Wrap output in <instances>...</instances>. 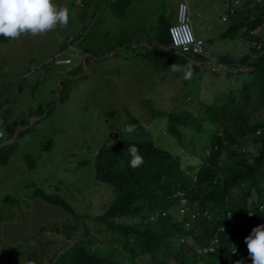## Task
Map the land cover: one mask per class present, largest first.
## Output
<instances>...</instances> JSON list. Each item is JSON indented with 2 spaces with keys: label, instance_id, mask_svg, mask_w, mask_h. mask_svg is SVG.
Segmentation results:
<instances>
[{
  "label": "rangeland",
  "instance_id": "obj_1",
  "mask_svg": "<svg viewBox=\"0 0 264 264\" xmlns=\"http://www.w3.org/2000/svg\"><path fill=\"white\" fill-rule=\"evenodd\" d=\"M53 2L68 8L67 27L0 44V264H8V252L16 258L12 251L26 247V242L10 237L63 238L70 233L71 221L83 230V213L93 217L104 212L111 189L95 179L96 154L132 118L146 124L156 139L164 134L166 123L153 120L151 110L182 108L199 115L213 97L238 91L250 80L239 59L253 47L257 34L241 37L245 42L235 38L240 35L235 36L239 14L221 22L227 0ZM180 2L187 4L191 29L209 54L204 68L195 70L186 84L180 82L183 74L170 68L184 63L165 40L166 26L175 23ZM167 12L175 15L173 20ZM229 27L235 32L222 36ZM66 59L70 63H57ZM262 113L264 109L250 107L245 112L254 117ZM256 147L250 144L248 150L255 154ZM182 155L184 165L198 161L186 151ZM35 193L61 201L70 214L34 198ZM74 214L80 217L78 224ZM27 220L31 226L23 222ZM85 223L96 239L94 249L103 251L116 243L101 223ZM71 236V242L78 240ZM155 259L164 258L157 253ZM210 261L217 262L215 257ZM133 264H153V259L142 257Z\"/></svg>",
  "mask_w": 264,
  "mask_h": 264
},
{
  "label": "trees",
  "instance_id": "obj_2",
  "mask_svg": "<svg viewBox=\"0 0 264 264\" xmlns=\"http://www.w3.org/2000/svg\"><path fill=\"white\" fill-rule=\"evenodd\" d=\"M234 1L227 0V12L233 9L228 19L239 14L236 32L229 27L222 36L235 32L240 35L234 37L242 40L257 34L256 44L249 45L239 59L250 80L238 91L230 89L213 97L201 106L199 115L182 108L151 110L153 120L166 123L164 134L156 139L146 124L132 118L128 124H135L136 131L121 132L96 154L95 179L111 189L104 212L93 217L83 213V230L71 221L70 233L63 238H27L23 246L32 251L22 264H133L142 257H150L153 264H169V260L174 264H236L238 260L251 264L244 239L253 227L264 224V113L254 117L245 112L248 107L264 109V0ZM9 40L0 36V44ZM165 40L172 46L169 36ZM173 54L191 65L193 74L208 62L205 56ZM250 144L257 145L255 154L248 150ZM132 145L144 159L137 169L129 167L127 149ZM184 151L197 158L195 165H184ZM38 194L33 197L70 214L61 201ZM229 216L243 222L218 232L229 224ZM73 218L78 224L80 217L74 214ZM87 219L105 226L116 243L103 251L94 249L96 239ZM72 233L78 239L75 242H71ZM214 237L218 249L202 254ZM157 253L164 259H155ZM211 257L217 262L210 261Z\"/></svg>",
  "mask_w": 264,
  "mask_h": 264
},
{
  "label": "clouds",
  "instance_id": "obj_3",
  "mask_svg": "<svg viewBox=\"0 0 264 264\" xmlns=\"http://www.w3.org/2000/svg\"><path fill=\"white\" fill-rule=\"evenodd\" d=\"M70 18L68 8L56 5L53 0H0V36L5 39L18 40L21 36L35 38L46 35L57 27H67ZM170 68L173 72L182 73L184 80L192 78L191 65L173 63ZM122 131L131 135L136 131V125L127 124ZM127 152L131 157L130 168L137 169L143 165V156L135 145L129 146ZM253 214L248 213L249 216ZM244 243L251 264H264V224L253 227ZM236 264L244 262L238 260Z\"/></svg>",
  "mask_w": 264,
  "mask_h": 264
},
{
  "label": "built area",
  "instance_id": "obj_4",
  "mask_svg": "<svg viewBox=\"0 0 264 264\" xmlns=\"http://www.w3.org/2000/svg\"><path fill=\"white\" fill-rule=\"evenodd\" d=\"M238 0L234 1V4H237ZM188 12V6L185 2H180L177 7V12L175 16V23L170 26L169 28V37L172 43V46L175 50H178L177 53L181 55H188L190 57H196V56H205V43L203 40L195 38V35L191 29V26L189 24V20L187 17ZM229 13H233V9H231L229 12H226L221 17V22L225 23L227 22V19L229 17ZM76 56V54H75ZM77 57V56H76ZM70 59H66L63 61H58L59 64H68L70 63ZM4 137V131H0V139ZM182 203H185V200H182ZM204 215L206 216L207 213L205 212ZM229 224L226 227H221L217 231L218 232H225L231 229L236 223L242 222L241 219L232 220L230 216L228 217ZM218 241L217 238L214 237L210 240V243L205 248H202L201 253L211 254L218 249ZM232 254L235 253L233 250L231 252Z\"/></svg>",
  "mask_w": 264,
  "mask_h": 264
},
{
  "label": "crops",
  "instance_id": "obj_5",
  "mask_svg": "<svg viewBox=\"0 0 264 264\" xmlns=\"http://www.w3.org/2000/svg\"><path fill=\"white\" fill-rule=\"evenodd\" d=\"M168 20H173V16H175L172 12H167V14L165 15ZM172 25V24H171ZM209 55V54H208ZM23 222H26V223H29V221H23ZM19 223V222H18ZM30 226H31V223H29ZM1 232V231H0ZM12 232V235H14L15 233L13 232V230H11ZM3 232H1L0 234H2ZM32 236V235H31ZM31 236H28V235H25V236H22L23 239L21 241H19L20 237H10L9 239L11 240H14V239H17L18 242L16 243H24L26 242V239L27 238H30ZM0 250L2 251V249L0 248ZM32 251V247L30 246H26L23 250L21 251H12L14 253H16V258L13 257V254L11 252H8L6 255H5V258H4V261H6V263L8 264H11L13 263V261H16L18 264H22L24 261H25V258L27 256L28 253H30Z\"/></svg>",
  "mask_w": 264,
  "mask_h": 264
},
{
  "label": "water",
  "instance_id": "obj_6",
  "mask_svg": "<svg viewBox=\"0 0 264 264\" xmlns=\"http://www.w3.org/2000/svg\"><path fill=\"white\" fill-rule=\"evenodd\" d=\"M206 57H208V54H206Z\"/></svg>",
  "mask_w": 264,
  "mask_h": 264
}]
</instances>
